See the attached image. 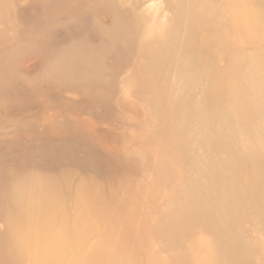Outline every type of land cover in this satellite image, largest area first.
Returning a JSON list of instances; mask_svg holds the SVG:
<instances>
[{
	"label": "rangeland",
	"instance_id": "1",
	"mask_svg": "<svg viewBox=\"0 0 264 264\" xmlns=\"http://www.w3.org/2000/svg\"><path fill=\"white\" fill-rule=\"evenodd\" d=\"M202 201L228 218L225 237L183 217ZM42 211L57 215L34 233ZM58 234L69 248L43 254ZM86 250L108 264H236L244 250L239 264H264V0H0V264H91Z\"/></svg>",
	"mask_w": 264,
	"mask_h": 264
},
{
	"label": "bare ground",
	"instance_id": "2",
	"mask_svg": "<svg viewBox=\"0 0 264 264\" xmlns=\"http://www.w3.org/2000/svg\"><path fill=\"white\" fill-rule=\"evenodd\" d=\"M248 16L244 15L243 18V22L248 24ZM210 23L212 26H214V22L212 20H210ZM198 24V30H200V32H203L205 27L201 24V22L196 23ZM247 29H249V27L251 28V30L254 29V31L257 29V26L253 23H251L249 21V27L245 26ZM221 36L219 35V38ZM178 59L175 58V60L180 61L182 64H186L187 62L185 61L184 57L182 56H178ZM170 60L174 61V56H170ZM215 71V70H213ZM222 73V72H221ZM85 75V74H84ZM221 74L220 71H215V73L213 75L210 76L211 78V86H212V90L215 96V99L213 100V112H214V116H216V114H219V103H218V96L221 91H224V87L222 85H219L218 81L221 80ZM218 117V116H217ZM217 120V119H216ZM155 133V129L153 126H149V130L147 135L149 136H153ZM237 157H239L237 154L235 155ZM160 166V173H165V171H167V169H165L166 167H164L163 165H159ZM235 187V185H234ZM236 188V187H235ZM209 198L207 196H205V200H208ZM33 208H28V207H21L19 210H16L14 212V217L13 220L10 221V232L12 237L10 238V248L12 249V251L14 252V254H18L21 253L24 249V243L20 240H18V237L20 235V233L24 230V217L25 215H27V212L29 210H32ZM41 209H44V207H42ZM41 212V211H40ZM42 215H41V219L39 220L38 223L35 224L34 226V233H42V231L44 229H47L51 220H53L55 218V214L50 213L49 211L44 212L42 211ZM214 212V209L208 205L207 203H205V201H202V203L200 204V208L198 210H193L189 207H186L185 209H183L182 211V215L183 217L187 216L190 219H193L194 221H197V223H201L204 226V229H208L209 231H213V232H217V234H219V236L224 235V230H228L229 228V220L228 218H223L222 220H220L219 222H213L210 221V216L212 215V213ZM224 215L226 217L229 216V212L224 209L223 210ZM84 219L85 224H87V229L89 232H86V236L87 234L91 233H96L95 231H92V229L90 227H88L91 218L90 213H88V211L86 210L84 205L79 206V209L77 211L75 220L77 222L82 221ZM47 227V228H46ZM26 229V228H25ZM106 233L112 237V239L114 240L115 244L120 247V249L122 251H126V252H132L133 251V245L130 242V237H132L131 232H129V230L123 229L121 224L118 222H113L110 223ZM58 237L61 239V243L60 245L55 248L52 249L50 247H45L42 250L43 254H48L50 252H56L57 254H60L61 252H63V250H65L66 248H69L71 241L68 240V238L65 235H60L58 234ZM114 244V245H115ZM115 245V246H116ZM132 248V249H131ZM82 249V248H81ZM238 263L239 264L241 261H243L247 255V252L244 250H239L238 253ZM46 256V255H45ZM79 258V257H78ZM81 258L82 261H86L88 263L91 264H108L103 262V260L98 256V254H96L94 251L89 253L87 250L83 251L81 254ZM46 260V258L43 260L42 259V263H44Z\"/></svg>",
	"mask_w": 264,
	"mask_h": 264
}]
</instances>
